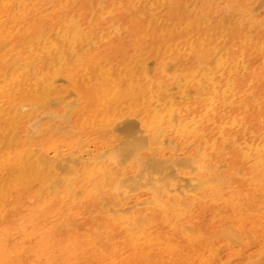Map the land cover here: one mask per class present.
<instances>
[{"label": "bare ground", "instance_id": "6f19581e", "mask_svg": "<svg viewBox=\"0 0 264 264\" xmlns=\"http://www.w3.org/2000/svg\"><path fill=\"white\" fill-rule=\"evenodd\" d=\"M225 1L213 19L208 0H0V264H196L160 223L197 264L250 237L260 262L264 224L243 223L264 217V0ZM201 200L213 234L195 225ZM84 202L102 218L70 219Z\"/></svg>", "mask_w": 264, "mask_h": 264}, {"label": "rangeland", "instance_id": "374dc122", "mask_svg": "<svg viewBox=\"0 0 264 264\" xmlns=\"http://www.w3.org/2000/svg\"><path fill=\"white\" fill-rule=\"evenodd\" d=\"M208 1L210 2V4L200 3L198 10H200V11H211L212 12L211 14H214L213 19H219L220 17H222L223 12H221V10L226 5V1L225 0H208ZM235 2H236V0L231 1V3H235ZM237 6L238 5H236L235 7H237ZM166 14H167V8H165L159 12V17L162 18ZM103 50H104V48L101 47L98 51H101V54H103ZM147 55H149V53ZM40 140L42 141L44 139L41 137ZM31 182H29V183L26 182L23 184L19 183L18 185L13 186L14 188H16L17 190H20V191L13 194L11 199L7 203L8 208L10 209V211H12V213L15 212L17 209L18 210L24 209V206L26 203H25V199L21 198V195L32 196V194L39 188V185H37V183L35 181H31ZM237 184H238V182H237ZM36 185H37V187H36ZM20 187H22V188L19 189ZM33 188H34V190H33ZM254 194L257 195V197H258V196H260L261 191L256 192ZM134 196H142L141 198H145L146 190H140V191L134 192L131 195V197H134ZM261 199L262 198H256L255 200L259 201ZM11 203L12 204L15 203V204L12 205ZM83 204H84V209L86 212L85 215L83 214V215H80L79 217L70 218V219H72L76 222H78L80 220L79 223L81 224L82 222L84 223L86 221H90L91 223H94V221H96L98 218H102V217L98 216L95 219H93L94 221L91 220L90 219L91 216L93 214H95L96 212L89 214L90 207H89L88 203L84 202ZM214 204H216V203L212 202L211 200H201L200 203L197 205L198 207L195 209L198 211V213H196V214H198V216L200 217V218H196L198 221H196L195 225L198 226L199 229L203 230V232L205 234L215 233L216 230L218 229V226H219V222H214L210 218V213L206 211V210L211 209V208L214 209L215 208ZM223 210L228 211V214L226 215L225 219L226 220L230 219L232 217V214L230 213L231 207L229 206V207L223 208ZM11 220L12 219H8V221L5 223V225L8 228L14 227L16 225ZM59 221H62V220L60 219ZM102 221H101V223H102ZM225 221H223V222H225ZM234 221H235V224L239 223V221L236 220V218L234 219ZM259 223L264 224V217H262L261 219H257L255 217H249L247 219V221H245L243 224L246 225L247 228H250L252 230V234H253V232L256 230L257 225ZM80 226L82 227L83 225H80ZM80 226H79V228H77L72 233V235L76 236L79 242H83V229H81ZM55 231H57V232H55L56 237L54 239V244L56 245V249H58V248L64 246V244L66 243L65 241L67 240V236L69 237V233L64 231L63 225H59L58 227H56ZM29 232H30V228L25 234H29ZM158 233H160L162 241L168 242L171 240L173 244L177 243L175 245H177L179 247V249L182 251V253L188 254L189 256L194 255L195 257H193L192 259L195 260L196 264L200 262V261H198L199 259L197 258V256L199 255V252H197V251L201 250V248H199V246H197V244L191 245L190 242L186 240V238H183V236L178 232L177 229L170 230L169 227L164 226L163 223H160ZM176 239H178V240H176ZM252 239H253L252 237L247 239L248 245H245L242 242L235 244V243H232L230 241H226L224 239H221L216 244V248L217 249L219 248V249H218V251H216L215 261L213 262V264H219L222 261L223 262L227 261L229 264H260V263L264 264V259H261V257L264 258V255L256 257L257 261L258 260L260 261L259 263L249 262L250 260L248 259L247 256L249 254L255 253L259 248L257 241L254 239L252 240ZM33 242H35V240H33ZM191 243H194V242H191ZM197 243H199V242H197ZM238 252H239V254H238ZM149 253H147L143 256H138V257L135 255H130L132 253H128V254H124V255L119 254L117 261H120L119 264H139V263L140 264H152V261L154 260V258H153L152 252H149ZM205 255H207V253H205L203 256H205ZM104 257H105V259H104ZM104 257H103V263L101 262V264H104L108 261L106 256H104ZM130 258H131V260H130ZM262 260H263V263H262ZM42 262H43V259H42V261H40V263H42Z\"/></svg>", "mask_w": 264, "mask_h": 264}]
</instances>
